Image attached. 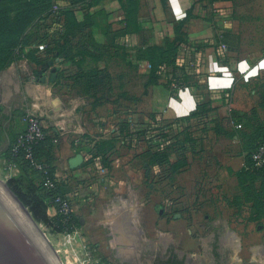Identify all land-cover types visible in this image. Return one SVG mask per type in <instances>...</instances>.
Segmentation results:
<instances>
[{"label": "crops", "instance_id": "obj_1", "mask_svg": "<svg viewBox=\"0 0 264 264\" xmlns=\"http://www.w3.org/2000/svg\"><path fill=\"white\" fill-rule=\"evenodd\" d=\"M58 1L73 11L78 29L71 41L85 50L61 53V42L48 55L39 41L0 73V151L25 131L27 113L39 116L54 138L58 171L67 173V192L78 190L73 202L84 238L104 259L150 264L144 247L160 246L164 235L190 244L195 211L188 201L196 185L198 193L206 188L191 177L194 155L226 135L209 128L233 124L217 89L234 95L239 79L264 74V0ZM197 112H206L205 126L185 134L167 164L156 163L159 125ZM79 155L83 161L73 168ZM29 178L42 182L39 174ZM46 203L55 217V205Z\"/></svg>", "mask_w": 264, "mask_h": 264}, {"label": "rangeland", "instance_id": "obj_2", "mask_svg": "<svg viewBox=\"0 0 264 264\" xmlns=\"http://www.w3.org/2000/svg\"><path fill=\"white\" fill-rule=\"evenodd\" d=\"M256 13L262 15L263 11ZM254 46L259 51L262 44L257 43ZM129 81V84L133 85V73L129 74ZM231 107L233 112L230 116L234 113L232 125L220 124L208 129L218 130L222 134L230 133L231 136L226 134L222 139H210L208 143L214 142L213 146L205 147L206 149L197 151L194 155L199 161L190 169L191 177L195 183L206 188H201L203 193H198L195 192L198 191L196 185V190H192L188 201L191 209L195 211L189 220L192 227L190 244L183 248L178 240H174V236L167 234L163 236L165 241L160 246L144 247V255H152L154 259L156 254L155 260L163 261L165 255L178 251L187 255L192 264L209 261L210 258L205 256L204 251L213 236L216 239L221 238L222 242L231 241L229 258L233 264H248L260 260L264 262V173L254 176L253 173L244 172L248 155L264 143V74L256 79H239ZM240 123L242 128H234ZM2 152L0 151V154ZM13 175L14 172L7 168L4 158L0 155V181L6 184ZM32 185L30 180L20 182L22 190L28 194ZM145 191H149L148 185L145 186ZM197 195L198 199L195 198ZM162 197L164 198V194ZM163 201L160 200L154 208L161 207ZM144 207L141 206L137 213H144ZM36 223L61 262L67 264L64 250L58 247V233L42 223ZM137 229H140L138 224ZM230 232L237 241L230 239ZM142 238L145 239L146 236ZM101 258L104 259L102 256ZM104 260L121 264L114 258ZM150 264H154L153 261Z\"/></svg>", "mask_w": 264, "mask_h": 264}, {"label": "trees", "instance_id": "obj_3", "mask_svg": "<svg viewBox=\"0 0 264 264\" xmlns=\"http://www.w3.org/2000/svg\"><path fill=\"white\" fill-rule=\"evenodd\" d=\"M59 4L58 0H0V73L20 54L25 48L36 44L39 41H44L48 44L47 54H54L58 50L56 47L64 42V50L61 53L71 52L75 48L80 47L83 51L84 43H77L74 45L71 38L75 35L76 28L73 27L75 17L72 10L61 9L54 13L53 7ZM63 21L64 31L62 33H55L53 30L57 24ZM88 21V19H86ZM166 60V59H164ZM162 61L156 58V62ZM233 112V110H232ZM231 112V113H232ZM234 116V113L232 114ZM206 117V112H197L188 117L180 118L172 124L167 126L159 125L158 139H156L157 153L154 154L155 162L162 165L167 164L169 153L171 150H182V143L185 134H193L192 129L195 126H205L200 119ZM198 120L196 121V119ZM196 122V123H195ZM241 128L243 125L239 124ZM237 125V126H239ZM235 126L234 128H237ZM240 129V128H239ZM2 130V115L0 111V132ZM207 130V129H203ZM208 131V130H207ZM46 136L43 140L38 142L32 147V156L34 160L44 162L49 170V176L55 182V188L51 191L47 190L44 186L45 175L35 170L25 157V151L20 150L14 154L13 146L17 137L11 139L10 149L2 152V157L8 164H16L21 169L24 175L19 179H9L8 186L11 192L19 198L25 208L29 210L35 222L42 223L58 234L64 231H73L80 226L79 219L72 215L68 217L66 223L62 217L55 216L50 218L47 215V201L53 199L56 195L66 196L68 194L76 193L78 190L75 188L67 192L68 176L56 179L58 166L56 165V156L54 151V138L48 134L45 129ZM227 134V133H226ZM150 140H148L149 142ZM264 143L258 145L253 152L248 155V162L245 165L244 172L253 173L258 176L264 173V165L257 167L253 161V155L261 148ZM150 151V150H148ZM182 152V151H181ZM184 152V151H183ZM39 174L42 177V182H34L30 180L29 175ZM167 174V170L164 172ZM161 179H164L163 172L160 174ZM167 178V177H166ZM30 180L32 190L30 193H25L20 186V182ZM174 264H184L183 262L174 261Z\"/></svg>", "mask_w": 264, "mask_h": 264}, {"label": "built area", "instance_id": "obj_4", "mask_svg": "<svg viewBox=\"0 0 264 264\" xmlns=\"http://www.w3.org/2000/svg\"><path fill=\"white\" fill-rule=\"evenodd\" d=\"M60 9L61 6L56 4L52 10L56 13ZM53 31L57 34L62 33L64 31L63 21H60ZM217 91L218 92L215 94L218 96L223 95L225 104L230 110H232V93L221 89H217ZM23 120L27 126L25 131L17 137L13 146V152L16 154L20 150L25 151V157L31 162L33 168L45 175L44 186L47 190L51 191L55 188V182L49 176L47 165L44 162L34 160L31 153L32 147L45 138V127L41 118L32 113H27ZM237 128H241V126L239 125ZM252 158L257 167H262L264 165V147H261ZM5 164L9 170L18 168L16 164H8L6 161ZM64 177V171L57 172L56 179L58 181ZM76 193L68 194L66 196L56 195L51 200L52 204L55 205L57 209L56 216L62 217L65 223L68 217L75 215L76 207L73 202V195ZM58 235L60 237L58 247L64 250L67 256V264L69 262H72V264H116L113 261L102 259L98 247L84 238L79 227L75 228L73 231H64Z\"/></svg>", "mask_w": 264, "mask_h": 264}, {"label": "water", "instance_id": "obj_5", "mask_svg": "<svg viewBox=\"0 0 264 264\" xmlns=\"http://www.w3.org/2000/svg\"><path fill=\"white\" fill-rule=\"evenodd\" d=\"M82 161L81 155L76 156L71 166L78 167ZM6 186L10 189L8 182ZM8 189L0 183V264H63L33 217Z\"/></svg>", "mask_w": 264, "mask_h": 264}, {"label": "flooded vegetation", "instance_id": "obj_6", "mask_svg": "<svg viewBox=\"0 0 264 264\" xmlns=\"http://www.w3.org/2000/svg\"><path fill=\"white\" fill-rule=\"evenodd\" d=\"M219 234H221V233H219ZM214 236H216V235H214ZM223 236H225V235L223 234ZM220 239H218V237L216 239L215 237L212 236V239L209 241V245L206 246V249L204 251L205 256L209 257L210 260L200 262L198 264H233L229 258V252H230L229 246H231L230 245L231 241H226L223 238L224 241L222 242ZM261 250L262 249H260V251ZM260 251H259V253H260ZM156 258H157V255L155 254L154 259H153V256H151L149 258V261H153L154 264H174V261L176 260L178 262H183L184 264H192L191 260L188 258L187 255L182 254L178 251L171 252L167 256L165 255V257L163 258V261L155 260ZM234 264H236V263H234ZM248 264H264V262L262 263V261L260 260L257 262H250Z\"/></svg>", "mask_w": 264, "mask_h": 264}, {"label": "bare ground", "instance_id": "obj_7", "mask_svg": "<svg viewBox=\"0 0 264 264\" xmlns=\"http://www.w3.org/2000/svg\"><path fill=\"white\" fill-rule=\"evenodd\" d=\"M0 183L1 184H3L7 189H8V187L6 186V184H4L3 182H1L0 181ZM9 190V192L15 197V199L22 205V207L27 211V213L30 215V213L28 212V210L24 207V205L19 201V199L11 192V190L10 189H8ZM30 217L32 218V216L30 215ZM32 220L34 221V219L32 218ZM34 223L36 224V226L39 228V226L37 225V223L34 221ZM39 230L41 231V229L39 228ZM43 234V233H42ZM230 239L231 240H233V239H236V237L230 232ZM44 235V234H43ZM45 236V235H44ZM232 236H233V238H232ZM46 238V237H45ZM229 239V240H230ZM236 241H237V239H236ZM57 254V253H56ZM68 264H72V262H69Z\"/></svg>", "mask_w": 264, "mask_h": 264}]
</instances>
